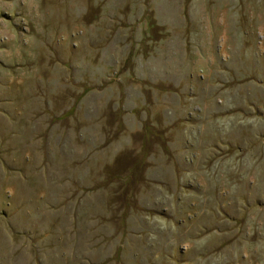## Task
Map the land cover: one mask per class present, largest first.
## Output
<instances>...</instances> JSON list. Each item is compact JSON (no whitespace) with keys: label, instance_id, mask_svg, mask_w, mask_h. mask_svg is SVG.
I'll return each instance as SVG.
<instances>
[{"label":"rangeland","instance_id":"1","mask_svg":"<svg viewBox=\"0 0 264 264\" xmlns=\"http://www.w3.org/2000/svg\"><path fill=\"white\" fill-rule=\"evenodd\" d=\"M0 264H264V0H0Z\"/></svg>","mask_w":264,"mask_h":264}]
</instances>
